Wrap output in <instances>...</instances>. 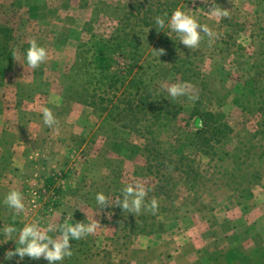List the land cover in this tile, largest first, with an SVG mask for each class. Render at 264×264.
I'll list each match as a JSON object with an SVG mask.
<instances>
[{
	"label": "rangeland",
	"instance_id": "374dc122",
	"mask_svg": "<svg viewBox=\"0 0 264 264\" xmlns=\"http://www.w3.org/2000/svg\"><path fill=\"white\" fill-rule=\"evenodd\" d=\"M118 1L123 0H92L101 9L100 17L106 18L104 30L99 32L110 31L107 18L118 17L114 9ZM215 3L222 8H238L228 17L234 16V21L244 27L238 29L234 23L227 27L221 22L226 17L210 18L211 0H186L182 10L190 9L201 24H208L217 33V39L210 43L202 34L199 48L190 50L167 26L162 34L142 29L140 46L123 54L134 66L129 79L156 83L167 95L165 85L187 82L193 86L199 99H175L172 115L176 118L167 122V127L156 128L157 139L175 160L182 154L190 155L208 181L195 184L191 192L185 187L188 195L179 200L178 213L162 211L158 220L164 224L165 233L159 240L133 237L128 251L123 252L125 256L119 260L111 257L114 264L129 260L131 264H207L212 259H220L217 264H235L221 261L222 253L234 252V245L231 233L214 235L216 225L250 222L264 227V0ZM90 9L82 8L80 0H0V25L13 31L9 47L17 53L15 59L11 55L2 65L0 80V243L7 246L6 251L13 244L3 243L2 229L13 221L14 213L3 200L12 189L22 192L26 205V212L15 222L23 227L38 219L45 227L49 222L63 223L69 213L86 209L88 203L95 207L93 199L98 192L114 200L122 195L126 184L140 179L147 186L153 179L144 176L142 170V139L110 116L77 103V86L56 74L66 60L73 62L79 40L97 29ZM31 39L48 51L47 61L37 69L29 68L26 62ZM159 48L166 54L158 57L153 49ZM172 64L188 68V80L176 76ZM41 69L45 75L39 77L37 71ZM43 81L50 82L51 87L45 88ZM42 107L52 110L57 125L49 128L43 123ZM199 111L213 114L215 120L232 128L227 139L212 142L217 155L206 156L204 150L188 145V134L200 128ZM48 178L54 179V191L44 189ZM86 198L90 200L87 204ZM170 206L168 203L162 208ZM93 211L101 214L96 207ZM102 211L128 215L131 225L139 222L138 215L120 212L118 206ZM118 227L130 230L125 224L116 228L109 225L103 237H94L100 230L87 238L93 245L119 239L115 243L123 250L120 237L124 233ZM249 233H256V229L246 230ZM50 235L56 236L55 232ZM78 242L71 240L70 244ZM140 243L151 247L143 259L136 254Z\"/></svg>",
	"mask_w": 264,
	"mask_h": 264
},
{
	"label": "trees",
	"instance_id": "16d2710c",
	"mask_svg": "<svg viewBox=\"0 0 264 264\" xmlns=\"http://www.w3.org/2000/svg\"><path fill=\"white\" fill-rule=\"evenodd\" d=\"M185 2L186 0L118 1L119 5L114 8L118 17H116L117 19L107 18L108 27L110 28L107 33L99 32L104 30L103 27L106 22V18L102 19L100 17L101 9L98 7L99 5L96 2L93 3L92 0H80L82 8L92 9H90L91 22L96 23L98 27L95 32L79 40L73 62L71 59L66 60L63 68H58L56 74L61 75L71 85L75 84L77 86V103L110 116L123 129L131 130L142 139L144 159L142 170L144 176H153L150 184L147 185L150 190L146 201L155 197L159 201L160 211L153 217L143 210V213L136 218L139 222L136 225H131L128 222V215H119L117 212L112 214V221L109 220L107 211L100 210L96 200L93 199L96 210L101 213L99 216L95 215L93 211L95 207H90L91 205L87 204L90 200L86 198L84 200L87 204L86 209L75 211L72 222L83 221L88 223L92 218L98 220L104 227L97 230H101L103 233L94 235L96 238L103 237L104 231L109 225L115 226V228L121 224L128 225L130 230L127 232L118 227L124 233L120 237L122 241L120 246L123 250L115 243L119 239L111 240L110 244L99 241L97 245H93L88 238H85L72 245L73 256L65 258L62 264H114L112 262L115 259L119 260L120 256H125L123 252L128 251L129 244L131 245L133 242V237H135V240L148 239V242L159 240L165 233L164 224L158 220L163 215L162 211L165 210L164 213H178L177 204L179 200L188 195V192L184 189L188 188L191 192L195 184L201 185L208 181L195 168L190 155L182 154L175 160L162 149V144L157 139L156 128L167 127V122H171L172 119L176 118L172 115L176 103L156 83H145L142 79L134 77L129 79L133 75L134 66L129 64L130 61H127L126 57L123 56L124 53L140 46L138 35L142 29L162 34L165 28L158 29L159 31L156 29L155 17L163 16L167 12L170 18L172 12L178 7L181 8ZM225 9L230 10V13L233 10H238V8L233 7H226ZM234 19V16L226 17L221 22L229 28H232L231 24L233 23L238 29L241 25L244 27L242 22L234 21ZM100 20L102 22H99ZM12 32L6 26L0 25V80L3 78L2 65L12 55L9 47L13 39ZM166 44H169L168 41H166ZM180 65L184 64L180 63ZM180 65L172 64L171 70L181 80L186 81L188 80L189 70ZM37 72L39 77L45 75V71L42 69ZM41 83L45 88L52 85L47 81ZM197 115L199 120L203 121V127L198 128L193 134L187 133L188 145L197 151L204 150L203 154H206V156L217 155L212 142L218 144L227 139L232 134V128L228 124L215 120L214 115L211 113L203 114L199 111ZM161 122H166V124ZM141 125L143 126L141 127ZM53 186L54 179L48 178L44 181L45 191L53 190ZM75 192H79V190H75ZM107 196L110 198L109 194ZM120 198H122L121 194ZM168 203L172 207L171 212L168 211L170 207L167 209L162 208V205ZM118 210L123 212L120 207H118ZM13 223L18 229L22 228V225L18 222L11 221L8 225ZM55 235L57 236L59 233L55 232ZM12 244L11 250H14L15 242L12 241ZM140 244L136 254L140 259H143L146 258L145 253L149 252L151 247H144L142 243ZM6 249L7 246L0 243V264H17L19 257H14L11 260L4 258ZM96 251L98 252L95 253ZM125 263L131 264L133 262L129 260ZM19 264H48V262L43 258L32 260L25 257Z\"/></svg>",
	"mask_w": 264,
	"mask_h": 264
},
{
	"label": "clouds",
	"instance_id": "9594fccd",
	"mask_svg": "<svg viewBox=\"0 0 264 264\" xmlns=\"http://www.w3.org/2000/svg\"><path fill=\"white\" fill-rule=\"evenodd\" d=\"M192 2L195 3V0H192ZM202 2L208 3L209 0H202ZM211 5V8L208 10L210 18L219 20L229 16V10L216 4L215 0H211ZM166 18L167 27L177 33L179 42L190 50L199 48L203 36H207L210 43L218 38L217 33L208 24H201L194 15L190 14V9L186 12L178 7L172 12L170 18L167 12L163 16H156L155 24L157 25V30L165 28ZM29 45L26 50V62L29 68L37 69L42 63L47 61L48 51L44 46L39 45L35 39H31ZM153 50L158 57L166 54L164 48ZM16 55L17 53L14 51L12 57L15 59ZM164 87L173 100L184 96H187L192 102L199 99L198 94L190 83L178 82L165 85ZM40 111L42 113L43 123L46 126L52 128L57 125L58 121L50 108L42 107ZM199 127H203L202 120L199 121ZM149 190L144 181L136 179L121 189L122 199L116 197L113 200L103 192H98L96 193L95 200L100 210L105 207L114 208L118 206L123 212L126 211L134 215H139L142 210L155 215L159 210V201L155 197L146 201ZM3 204L13 211V222L16 221L18 216L26 212L24 196L18 189L10 190L5 196ZM111 215L112 213L109 212V219ZM72 221L73 213H69L63 220V223L60 224L49 222L45 227H41L40 221L37 219L30 223H25L19 229L15 227L14 223L4 226L2 229L5 236L3 243L9 241L15 242L14 250L6 251L4 258L11 260L14 257H19L17 264L23 261L25 257L32 260H40L43 258L48 264H62L65 258H71L73 256L72 245L70 244L71 240L79 241L93 236L101 228L100 222L93 218L88 223L83 221L73 223ZM54 232H58L59 235L55 237L50 235V233Z\"/></svg>",
	"mask_w": 264,
	"mask_h": 264
},
{
	"label": "crops",
	"instance_id": "0c3cea01",
	"mask_svg": "<svg viewBox=\"0 0 264 264\" xmlns=\"http://www.w3.org/2000/svg\"><path fill=\"white\" fill-rule=\"evenodd\" d=\"M264 226V224H262ZM256 229V233L246 234V230ZM214 235L218 237L223 231L231 233L232 245L234 252L227 254L222 253L223 260L227 262H235V264H264V227L260 229V223H244L236 224L231 222H222L217 224ZM248 238V241L245 240ZM251 239V240H250ZM205 261V260H204ZM220 262L215 259L206 261L207 264H217Z\"/></svg>",
	"mask_w": 264,
	"mask_h": 264
}]
</instances>
